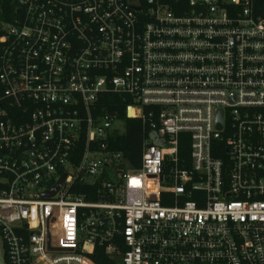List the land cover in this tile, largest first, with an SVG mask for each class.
Returning a JSON list of instances; mask_svg holds the SVG:
<instances>
[{"label":"built area","instance_id":"1","mask_svg":"<svg viewBox=\"0 0 264 264\" xmlns=\"http://www.w3.org/2000/svg\"><path fill=\"white\" fill-rule=\"evenodd\" d=\"M18 13L0 35V264H97V247L118 264H264V0ZM108 94L142 122L139 166L112 145Z\"/></svg>","mask_w":264,"mask_h":264},{"label":"trees","instance_id":"2","mask_svg":"<svg viewBox=\"0 0 264 264\" xmlns=\"http://www.w3.org/2000/svg\"><path fill=\"white\" fill-rule=\"evenodd\" d=\"M20 0H0V35L3 34L2 24L12 21L14 18L19 16ZM130 103V101L124 100L121 96L116 94H108L104 97L101 102V107L108 108L111 111H119L120 117L124 120L125 130L123 133L114 135L111 137L112 145L115 148L124 150L126 156L132 166H139L142 144H143V126L140 119L128 118L125 115V106ZM187 134L181 135V153L187 154L189 146L187 144ZM99 184L95 185L93 188V194L91 199L97 201L99 197L97 196V188ZM82 188V187H80ZM93 259L97 264H118L117 261L109 257L102 247H97Z\"/></svg>","mask_w":264,"mask_h":264},{"label":"water","instance_id":"3","mask_svg":"<svg viewBox=\"0 0 264 264\" xmlns=\"http://www.w3.org/2000/svg\"><path fill=\"white\" fill-rule=\"evenodd\" d=\"M219 124L221 125L220 118H219ZM64 178H65V177H63V178L58 182V184H57L55 187H53L52 189H50V190L44 192L43 195H44L45 197H51L52 195H54V194L56 193V191L60 188V186L63 184Z\"/></svg>","mask_w":264,"mask_h":264},{"label":"rangeland","instance_id":"4","mask_svg":"<svg viewBox=\"0 0 264 264\" xmlns=\"http://www.w3.org/2000/svg\"><path fill=\"white\" fill-rule=\"evenodd\" d=\"M114 127L119 128L122 131L125 130V125H124V122L122 120H116L114 123ZM0 261H1V253H0Z\"/></svg>","mask_w":264,"mask_h":264}]
</instances>
